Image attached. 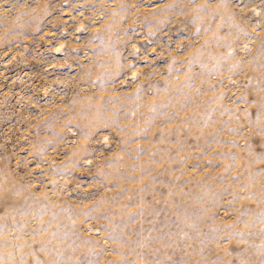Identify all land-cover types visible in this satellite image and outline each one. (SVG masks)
<instances>
[{"label":"rangeland","instance_id":"obj_1","mask_svg":"<svg viewBox=\"0 0 264 264\" xmlns=\"http://www.w3.org/2000/svg\"><path fill=\"white\" fill-rule=\"evenodd\" d=\"M0 264H264V0H0Z\"/></svg>","mask_w":264,"mask_h":264}]
</instances>
